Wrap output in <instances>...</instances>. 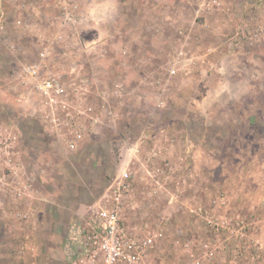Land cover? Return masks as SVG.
<instances>
[{
	"label": "rangeland",
	"instance_id": "1",
	"mask_svg": "<svg viewBox=\"0 0 264 264\" xmlns=\"http://www.w3.org/2000/svg\"><path fill=\"white\" fill-rule=\"evenodd\" d=\"M13 1L2 0L10 17L0 32V132L6 130L5 142L16 148L15 168L4 162L0 176L29 189L19 199L10 184L0 188V212L12 217L30 210L31 216L4 218L10 229L2 243L29 234L38 249L26 251L25 263L70 264L73 227L89 206L100 199L112 204L120 193L129 231L162 233L148 250L152 264H264V241L257 238L264 224V0H211L203 12L202 0L158 8L166 0H134L120 11L119 27L99 16L96 73L83 75L93 86L89 102L98 103V90L116 82L127 89L120 102L112 100L115 123L92 130L74 150L67 147L68 127L58 137L45 122L39 97L27 90L18 67L37 60L46 41L69 28L61 4L77 0L50 6L34 0L35 11L32 0H23L20 25ZM134 24H143L141 37ZM62 49L50 46L46 71L79 77L68 73ZM181 51L177 74L170 76ZM19 94L31 101L19 102ZM159 99L164 107L156 105ZM125 170L129 190L118 188ZM255 200H261L259 212ZM238 216L248 224L243 238L208 222L225 220L232 228ZM205 243L216 249L212 259ZM13 245L11 264H19Z\"/></svg>",
	"mask_w": 264,
	"mask_h": 264
},
{
	"label": "built area",
	"instance_id": "2",
	"mask_svg": "<svg viewBox=\"0 0 264 264\" xmlns=\"http://www.w3.org/2000/svg\"><path fill=\"white\" fill-rule=\"evenodd\" d=\"M75 8H77L76 4H71L69 7L66 4L63 5L62 20L65 25L72 24L75 17L73 13ZM3 29L4 27L0 23V32ZM257 35L255 33L251 39L257 37ZM62 39L64 40L63 35L58 34L53 39L47 40L46 43L48 44L40 51L37 60L23 63L18 67V77L25 83L27 90L34 91L39 97L40 106L42 107H40V110H43L45 122L49 124L57 136H66V134H63V128H69L71 137L66 140V143L68 148L74 150L92 130L107 124L108 121L109 123H115L118 112L116 106L112 104V100L115 99L120 102L127 86L124 82L119 81L112 87L101 88L100 91L98 90V103H94L89 102L93 86L87 80L83 78L69 80L64 76L48 73L46 71V61L50 54V46L60 44ZM11 47L14 48L15 46L12 45ZM183 55L184 51L177 55L175 64L167 70L168 75L174 76L177 74L181 62L179 60ZM157 82H161V79H158ZM28 97L29 95L19 94L18 101L28 103L32 98ZM156 105L164 107L165 103L162 99H159ZM5 132H0V166L5 162L9 169L13 170L15 168L13 158L16 148L11 142H5ZM10 137L7 139H10ZM129 180L130 174L125 170L121 180L118 181V188L129 190L131 186ZM6 183L5 176L1 175L0 188H7L10 183ZM10 187L14 189L13 197L19 199L23 198L26 190L29 189V185L21 181ZM119 195L120 193L115 195L112 204H101L102 200L100 199L89 206L91 215L89 222L91 225H88V227L79 225L76 229L74 240L78 246L69 256L70 264H152L147 260L148 250L154 245L155 237L162 236V233L138 236V232L129 231L124 222L123 202ZM16 216L28 219L31 216V211L18 212ZM208 222L214 225L217 230L220 228L228 229L231 234L241 238L245 237L248 228V224L239 216L232 228L228 227V222L225 220L220 223L212 222L210 219ZM29 240L30 238L26 235L19 243L17 251L19 264H24L23 259L26 256V251L32 250ZM242 248L243 246L238 248L239 254L242 252ZM204 250L207 257L212 259L216 249L210 243H205ZM258 258L259 255L253 257V259ZM261 263V261H258V264Z\"/></svg>",
	"mask_w": 264,
	"mask_h": 264
},
{
	"label": "crops",
	"instance_id": "3",
	"mask_svg": "<svg viewBox=\"0 0 264 264\" xmlns=\"http://www.w3.org/2000/svg\"><path fill=\"white\" fill-rule=\"evenodd\" d=\"M22 1L23 0H14L13 1L14 4L12 6V10L15 12L14 16H16L15 21L19 25L22 24V21L20 18V13H19L21 10V6L23 5L22 3H24ZM172 1L173 0L163 1L160 4L158 3L156 5V7L158 8L159 5L161 7H165L166 3L168 4ZM134 2H136V1H134V0H77V2L76 1H74V2H62V4H61L62 10H63V5H65V4L68 5V7L71 6V4L77 5V8H75L73 10L75 17L73 19L72 24H69V28H65V31H62L63 33H61V35H63V37H64V40L62 39L61 43H60L61 48H63L61 50L62 51V58H66V60H69V64H70L69 65L70 67H68V68H70L68 73L71 72L72 74H76L77 76H79L77 78H83L84 80H87L89 82V84L92 85V82H90L89 79L83 75H85L86 73H89V72L92 73V75H94L96 73L97 66L95 67L94 62L97 61V59L99 57L98 51L101 50V47H100L101 41L99 40V39H101V36H99L98 34H99V30L102 29V27H101L102 25L99 24L100 23L99 22V16H108L109 18L112 17L111 19H113V26L119 27L122 25L121 24V18H120V17H122V15L119 14L120 11L124 10V9L126 11L128 9V7L130 5H132V3H134ZM43 3H45L48 6H50L51 4L54 5L52 0H44ZM38 4H40V0L37 1V5ZM199 5H200L199 11L203 12L204 10L211 8L212 2H211V0H202ZM35 6H36V2L34 0H32L29 7H33V9L35 11L38 9ZM5 10H6V8L3 7V2H2V0H0V23L3 25L4 29L9 26V17H10L9 14H7V12ZM46 10H49V8L46 7ZM28 25L30 26V23ZM142 25L143 24H134L132 26L133 28H140V37L143 34V32H142L143 26ZM90 26L92 27V29L95 30V31L93 30L94 35H91L92 38L91 37L86 38L87 37L86 33L88 31V28H90ZM19 27H21V26H19ZM4 29H3V31H4ZM3 31H1V32H3ZM136 33H137V31H136ZM1 40H2V38H1ZM186 40H188V39H186ZM13 46H14V44H13ZM70 79H74V78H70ZM255 202L257 203L258 206H256V209L254 211L255 212L261 211V210H259L260 209L259 203H261V200H259V201L255 200ZM0 207H1V203H0ZM255 214L257 215V213H255ZM14 215L16 216V213ZM90 216L91 215L88 212L86 213V216H84V215L81 216V218H80L81 221L80 220L78 221V222H81V227H88V225H91L89 222L91 220ZM257 216H259V215H257ZM8 217H10V219H12L11 216H7L6 214H3L2 211L0 212V237H2L3 234H6V232L8 231L7 230L8 228L10 229L9 221L4 220V218L8 219ZM262 220H264V219H262ZM260 222H261V220H260ZM78 226L79 225H75L73 227V229H74L73 233L75 232V234H76V229L78 228ZM258 227H257V229H258V235L259 236L257 238L260 239L258 241L261 242V241H264V237H263V235H264L263 234L264 224H262V222H261L260 226H258ZM75 234H73V235H75ZM26 235L30 238V240H29L30 244H31L30 246L32 247V250H30V251H34L33 253L37 254L38 246L36 245L35 242L32 241V239H31L32 235L31 236L29 234H26ZM73 235H71V239H69L67 241V245H66V248L70 253L72 251H75V249L78 246L74 240L75 236H73ZM7 242H8V240H6V242L4 241L2 243V238H0V264H11V258L13 257L12 255H13L14 248H11L10 244L11 245L14 244L13 247L14 246L18 247L20 240L18 243L13 242V244L10 241L8 243ZM24 264H28V263H25V261H24Z\"/></svg>",
	"mask_w": 264,
	"mask_h": 264
}]
</instances>
